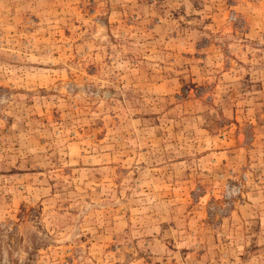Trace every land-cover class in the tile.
Instances as JSON below:
<instances>
[{
	"label": "rangeland",
	"instance_id": "rangeland-1",
	"mask_svg": "<svg viewBox=\"0 0 264 264\" xmlns=\"http://www.w3.org/2000/svg\"><path fill=\"white\" fill-rule=\"evenodd\" d=\"M0 264H264V0H0Z\"/></svg>",
	"mask_w": 264,
	"mask_h": 264
}]
</instances>
